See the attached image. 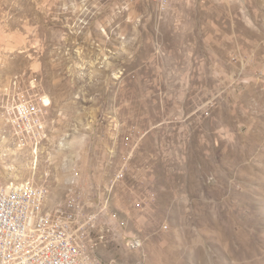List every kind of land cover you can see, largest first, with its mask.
I'll return each instance as SVG.
<instances>
[{"label": "rangeland", "instance_id": "rangeland-1", "mask_svg": "<svg viewBox=\"0 0 264 264\" xmlns=\"http://www.w3.org/2000/svg\"><path fill=\"white\" fill-rule=\"evenodd\" d=\"M159 6L0 0V188L79 201L99 264H264V0ZM16 94L41 148L6 124Z\"/></svg>", "mask_w": 264, "mask_h": 264}, {"label": "built area", "instance_id": "built-area-1", "mask_svg": "<svg viewBox=\"0 0 264 264\" xmlns=\"http://www.w3.org/2000/svg\"><path fill=\"white\" fill-rule=\"evenodd\" d=\"M168 4L162 0L159 8L165 10ZM32 100L16 94L15 102L3 104L8 106L6 124L23 150H29L32 140H39L40 148L46 143L47 112L40 104L32 108ZM20 117L28 118V127H20ZM14 192H21V201H13ZM49 194L47 186L33 183L21 184L19 191H12L11 185L0 188V264H99L89 240L96 216H82L79 201L76 213L48 214ZM23 244H32L31 254L22 252ZM14 254H23V262H13ZM41 256H48V263H41Z\"/></svg>", "mask_w": 264, "mask_h": 264}, {"label": "bare ground", "instance_id": "bare-ground-1", "mask_svg": "<svg viewBox=\"0 0 264 264\" xmlns=\"http://www.w3.org/2000/svg\"><path fill=\"white\" fill-rule=\"evenodd\" d=\"M32 108H39V106L37 105L36 102L32 101ZM5 110L8 113V106H6ZM20 127H28V118L27 117H20ZM16 141L20 145V140L17 137H16ZM38 145H39V140H32V142L29 145V148H31L33 146H38ZM62 146H63V144H61V147ZM5 188H9V187H5ZM19 189L20 188L11 187L12 191H19ZM13 201H21V192H14L13 193ZM47 213L48 214H57L58 212H52V211L47 210ZM22 252H24V254H31L32 253V244H23L22 245ZM13 262H23V254H14L13 255ZM0 263H1V256H0ZM41 263H48V256H41Z\"/></svg>", "mask_w": 264, "mask_h": 264}]
</instances>
